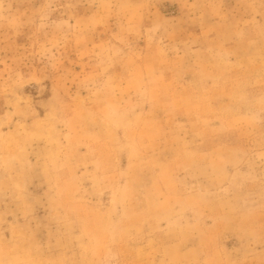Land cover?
I'll return each mask as SVG.
<instances>
[{
	"label": "clouds",
	"instance_id": "9594fccd",
	"mask_svg": "<svg viewBox=\"0 0 264 264\" xmlns=\"http://www.w3.org/2000/svg\"><path fill=\"white\" fill-rule=\"evenodd\" d=\"M0 264H264V0H0Z\"/></svg>",
	"mask_w": 264,
	"mask_h": 264
}]
</instances>
